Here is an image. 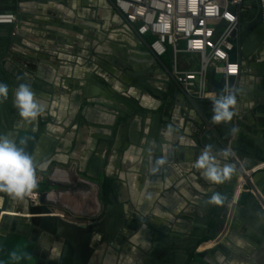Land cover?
<instances>
[{"label":"water","instance_id":"water-1","mask_svg":"<svg viewBox=\"0 0 264 264\" xmlns=\"http://www.w3.org/2000/svg\"><path fill=\"white\" fill-rule=\"evenodd\" d=\"M21 1L10 0L8 3V6L17 9L16 30L14 31L11 25H0L1 28L6 30L5 37L0 44L2 54L9 53L8 51L10 50L14 53L24 54L21 50L20 41L24 35V28H27V20L30 18L26 9L27 7ZM246 3L256 9V19L251 22L242 21L240 26V44L244 60L252 55V50L256 44L260 43L264 46V26L257 18L260 13L258 1L247 0ZM40 4L39 8L41 10H43V6L45 5L48 10L56 11V7L54 6L58 4V1L43 0ZM74 7L73 17L63 16V19H61V26L59 25L61 30L71 32L75 29L73 24L81 25L80 23H74V19L80 20V12L84 6L77 0ZM107 9L108 14L106 18L109 21V38L106 42V52L108 53L101 54L108 58L107 62L109 60L110 65L118 61L121 67H125V76L121 80L118 78L121 74H118V83H116L113 81V78L116 77L115 74L111 70L109 72L106 71L109 76V79L106 81L108 84L105 87L106 93L103 94L106 101L88 97L86 89L81 90L83 96H77L86 105V109H88L87 107H92H90L91 114L89 115V120L87 119L79 123L81 127L77 131L78 134L87 136L88 140L87 144L84 145V139L79 135V140L73 147L74 158L72 160H74V163L72 166L75 169L78 168L80 172H84L89 165L95 166L97 169L96 174L93 173L91 178L99 181L102 176L101 170L105 164V156L108 154L107 146L109 148L113 147L107 172L110 171L109 167H115L120 161L125 166L129 165V171L123 178L130 185V202L135 207V212L127 209L128 213L130 212L127 215V220L129 218L131 221L137 220L140 224L137 228L139 231L141 229H152L157 235V240L164 244L173 243L165 237L167 236V232H170V229L172 232H175V230L183 228L181 223L177 224L175 222V218L188 221L191 229L189 233L191 234L192 230L195 229L197 237L201 240L208 238L206 233L209 229L217 231L222 228L220 234L216 233L214 235L213 241H215V244L212 247L201 251L196 250L197 239L192 238L188 244L194 250L191 253L175 255L173 258L176 256L177 260L187 258L186 264H264V213L259 209L258 201L252 195L244 193L240 196L239 203L235 209L231 210L230 208L231 199L238 186L239 177L244 175V172L239 168L240 164L234 159L233 155L225 158L223 152H220L223 161L234 165L236 169L232 178L226 181L220 188L219 193L224 197L223 203L217 205L216 208H208L205 206L200 207L196 202H191L192 204H190L188 212H184V208H181L172 214H167L158 208L155 211L156 215L153 212V215L157 216V219L148 217L152 213V210H149V202L152 200V196L148 194L149 189L154 181L161 178L160 174L167 167V170L172 169L171 165L173 166L174 156H172L171 151L176 147L171 145V142L165 139L166 136L160 133L161 130L167 131L169 128L166 125L170 123L169 117L167 120L161 118L160 110L168 101L167 98L163 97L161 90L164 88L169 97H176L178 91L172 90L171 85L173 82L170 81L165 70L143 43L123 26V20L114 12L109 4L107 5ZM118 34L122 36L123 40L118 41L116 39ZM233 45L234 50L231 53L230 61H235L237 42L234 41ZM94 53V55L100 56V53H97V51H94ZM1 56L0 54V58ZM53 57L57 59L56 55H53ZM11 58L12 55L8 54V59ZM93 63L96 64V62ZM7 77L10 78V73L6 69L5 63L2 62L0 63V81L9 85V96L13 98L12 83L7 81ZM244 78L247 80L245 85H243ZM262 78H264V52L253 63L246 62L242 65L240 82L235 92L237 104L234 109L237 111L238 102L239 107L241 106L242 109V112L237 111V122L245 126L244 121H246V125L252 130V133L249 134L252 146L250 148L242 146V149L238 150L236 142H233L230 144V147L232 154L236 152L240 156L241 161L245 159L244 157L251 158L250 162L242 161V166L246 171L252 165L264 162V85L261 83ZM149 83L153 85H149ZM96 93L97 90H94V95ZM260 107H262V110ZM191 110L194 112L193 109ZM85 112L88 111L86 110ZM173 115L175 117V111H173ZM161 120L165 122L163 127L159 125ZM117 124L119 125V133L117 142L115 141L113 144L114 129ZM147 126L149 128L146 133L145 128ZM19 128L15 132L17 133L18 140L21 137L27 138V150H31L34 146L33 140L36 138L35 134L26 133L21 131V129L19 130ZM8 131L14 132L15 130L8 122L5 123V126L0 124V133L7 134ZM239 131L242 130L240 129ZM189 145L184 147L189 149L197 148L196 143L194 144L195 146L189 147ZM181 146L183 147V144H179L177 148L179 149ZM226 146L224 144L222 148H226ZM140 157H142L141 161L143 162H140ZM158 160H164L165 163L158 165ZM138 162L142 164L140 167ZM36 164L38 172L45 171L46 168L40 167L37 162ZM191 165L186 166V170H192L193 166ZM138 169H140L139 175L141 176L139 179L143 181L136 183L135 187H133L132 184L135 183L136 178L132 175L135 173L134 170L137 171ZM253 183L264 195V171L253 175ZM136 186L138 187L137 189ZM48 194V192L42 194L41 198L43 202L46 201L45 199ZM0 196L4 198V202L0 207V261L7 264L8 253L13 249H17L26 250L31 254L32 259L27 261L26 264H60V259L56 261V257L53 255L50 259L45 257L49 252H38L40 244L44 242L42 239L33 241L32 237L30 238L23 232L13 229V226L19 227L23 217L25 219L28 217L31 205L24 199L13 200L5 193H0ZM210 197L206 196V199L209 200ZM210 205L214 206L215 204ZM111 206L110 209H112ZM197 207L202 209L201 214L203 217L198 216L195 209ZM118 209L120 208L117 207L115 211H118ZM22 211L25 212L23 216H21L23 214ZM117 216L112 213L106 214L101 227L108 225L109 218H116ZM27 219L29 222V218ZM51 219L57 225L59 231L56 235L58 236H82L87 229L86 225L75 226L67 221L60 220L55 215ZM165 222L168 224L167 226L164 224ZM243 224L249 226L246 236L239 232ZM48 231L52 234L55 233L51 230ZM250 232L256 234L255 239L249 236ZM174 235L171 234L172 238L177 239ZM236 239L241 240L243 245L235 244L234 240ZM48 240H52V235L48 236ZM155 247L157 248V246ZM44 249L46 250L47 248ZM94 253L98 254V252ZM79 260L82 261V258H79ZM94 260H96L95 257L92 258V262Z\"/></svg>","mask_w":264,"mask_h":264},{"label":"crops","instance_id":"crops-1","mask_svg":"<svg viewBox=\"0 0 264 264\" xmlns=\"http://www.w3.org/2000/svg\"><path fill=\"white\" fill-rule=\"evenodd\" d=\"M17 1L20 2L21 0ZM42 1H21L27 7L30 18L26 23L27 28H24L25 36L23 35L20 41L21 50L24 54L14 53L11 50L8 51L9 53L2 54V48H0V54L2 55L0 63H5L6 69L10 73V78L7 77V81L12 83V89L21 82L30 83L37 100L45 106V111L35 121L28 123L18 116L17 110L13 107L12 98L9 96L6 101L0 103V124L5 126V123L8 122L15 130L14 132L8 131V133L12 134L13 138L17 140L18 136L15 132H17L18 127L21 131L35 134L33 148L26 150L40 167L46 168L44 172L37 171V174H43L45 178L42 183H45L46 187L44 192L49 193L45 199L46 201L41 200L39 204L31 206L28 217L26 219L23 217L22 220L28 222L27 218H29L30 222V213L40 204H43L46 207L45 210H47L44 215L49 224L46 227L47 230L59 231L56 230L57 225L51 219L54 215L58 216L60 220L67 221L75 226L86 225L88 228L86 223L81 222L82 220L86 219L94 222L95 220L104 221L106 218L102 201V186L105 177L108 175L106 173L108 164L102 169V176L99 181L91 178L93 174L91 165L86 167L85 172H80L78 168L75 169L72 166L74 163V160H72L74 158L73 147L78 142L80 135L77 132L81 127L79 123L89 120L90 107H92L86 109V105L77 96H83L81 90L86 89L88 97L106 101L103 95L106 93L105 87L108 86L106 81L109 79L106 71L111 70L115 74L114 82L118 83V78L122 80V76H118L117 69L120 65L111 66L109 60L107 62L108 58L101 54L108 53L106 52V42L109 38V21L106 18L108 3L106 0H78L84 7L80 12V20L74 19V23H80L81 25L73 24L75 29L67 32L61 30L59 25L63 16H74L73 10H75L74 5L77 0H57L58 4L54 6L56 11L48 10L45 5L41 10L39 5ZM9 2L10 0H0V13L14 12L17 14V9L8 6ZM5 31L4 28L0 27V44L5 37ZM121 37L118 34L116 39L118 41L123 40ZM94 51L100 53V56L94 55ZM8 54L12 55L11 59H8ZM53 55H56L57 59H54ZM192 61H196V58H192ZM93 62H96V64ZM149 85L153 84L149 83ZM223 89L224 86L220 80L211 77L208 85L209 99L193 104L183 95L180 89H178L176 97H169L166 90L162 88L163 97L171 103L174 102L173 111L176 115L174 117L173 111L171 112V117L169 116L170 123L166 125L169 129L167 131L161 130L160 133L166 136L165 139L169 140L171 145L176 147L174 149L171 147L173 149L171 154L174 156L172 169L167 170V167L160 174L161 178L151 184L148 194L152 196V200L149 202V210L151 209L152 213L148 217L157 219L155 211L158 208L167 214H172L181 208H184V212H188L191 202H196L200 207H217V205L211 206L208 204L206 196H212L213 193L219 192L224 183L214 184L207 181L202 175V170L191 164H194L201 150L209 144L213 146V154L216 155L217 163L220 166L226 164L220 154L223 151L222 145H230L236 142L238 150H241L242 146L247 148L252 146L249 137L252 130L246 125V121H244L245 126L237 122V111L242 112L241 106L238 105L237 111L234 109L236 114L231 122L219 125L212 123L211 96L219 95ZM94 90H97L96 95H94ZM86 110L88 112H85ZM165 113L166 110L162 108L160 110L161 118L167 120L168 116H165ZM164 124L165 122L161 120L159 125L163 127ZM233 126L240 127L239 130L242 131L238 132L239 135L229 134V130ZM148 128L149 126L145 128L146 133ZM118 133L117 131L114 141L117 140ZM80 137L84 139L83 144H87L88 137L85 135H80ZM195 143L197 148L184 147L189 144V147L195 146ZM179 144H183V147L181 146L178 149ZM233 155L240 159L236 152ZM140 158V162H143L141 161L142 157ZM244 158L243 160L246 162L251 160L249 157ZM140 162H138L139 167L142 165ZM189 165L193 166L192 170H186V166ZM124 168L125 166L121 163L111 167L113 173L109 175L118 187L116 192L119 194L117 196L120 201L122 193L130 192V185L123 178L126 174ZM134 172L132 176L136 180L132 184L133 187L136 183L143 181L139 179L141 177L139 175L140 169L134 170ZM46 202L50 206L45 205ZM133 208L135 209L134 206ZM66 211L69 213V218H64L62 214ZM22 212L21 216L25 214L24 211ZM153 212L155 215H153ZM116 213L117 211L114 210L113 214ZM139 216L141 217V215ZM108 220V225H110L115 218L112 217ZM175 222L177 224L181 223L183 228L175 230V232L170 229L167 235L175 234V237L182 238L188 232L186 230L189 227V222L177 218H175ZM133 224L137 226L135 222ZM164 224L168 225L166 222ZM141 230L136 231L138 232L134 235L136 240L131 241L139 247L147 249L150 245L149 231L147 229ZM249 236H252V239L256 238L254 232H250ZM146 241L147 243L144 244ZM234 242L237 245H243L241 240L236 239ZM201 246L205 249L208 248L205 244H201ZM64 249L65 253H47V259H50L53 255L56 257V261L57 259L61 260L62 263L60 262V264H85L88 260L91 263L92 258L95 257L96 260L92 264H106L108 260H112L114 264H117L120 255V252H105V248L98 254L94 252H85V254L83 252H71L70 244L66 245ZM79 258L85 260H82V262Z\"/></svg>","mask_w":264,"mask_h":264},{"label":"built area","instance_id":"built-area-1","mask_svg":"<svg viewBox=\"0 0 264 264\" xmlns=\"http://www.w3.org/2000/svg\"><path fill=\"white\" fill-rule=\"evenodd\" d=\"M132 32L149 50L183 95L193 104L209 99L208 85L213 77H221L224 88L235 92L241 77L242 56L240 26L242 21L256 19V9L247 0H106ZM258 19L264 26V0H257ZM0 25H11L16 30V14L0 13ZM150 39V41H148ZM236 41L235 61H230ZM167 57V67L163 58ZM196 58V61H192ZM227 145L223 150L228 149ZM223 152V151H222ZM233 155V154H232ZM244 172L231 199L233 210L244 193L252 195L264 213V195L253 183V175L264 171V162L245 170L242 161L234 156ZM38 185L44 182L37 174ZM33 192L25 197L31 206L42 200ZM3 204L4 198L0 196Z\"/></svg>","mask_w":264,"mask_h":264},{"label":"flooded vegetation","instance_id":"flooded-vegetation-1","mask_svg":"<svg viewBox=\"0 0 264 264\" xmlns=\"http://www.w3.org/2000/svg\"><path fill=\"white\" fill-rule=\"evenodd\" d=\"M264 52V46L263 44H256L254 49L252 50V55L245 60V63H253L256 61ZM113 65L118 66V61L113 63ZM111 64V66H113ZM124 66V65H123ZM118 73L123 74L121 78H124L125 76V67L118 66ZM128 69V68H126ZM245 78L243 79V85L246 84ZM264 85V78H262V82ZM173 91H178V87L172 83L171 85ZM239 105V102H238ZM163 109L166 110V113L164 114L165 116H170L171 117V112L173 111L174 108V102L171 103L167 101L164 106L162 107ZM161 108V109H162ZM262 110V107H260ZM252 113V112H251ZM167 114V115H166ZM119 125L117 124L115 129H114V137L116 135V132L118 131ZM115 141H113L114 144ZM112 148H109L107 146L108 154L105 156V164L106 165L110 163L109 157L111 154ZM123 164V162H119L118 164ZM117 164V165H118ZM92 173L96 174V167L92 166ZM103 167V168H104ZM102 168V169H103ZM107 172L106 168V173L108 174L103 181V191H102V201L104 203L105 207V213H114V210L119 207L117 213H116V218L113 221L112 224L110 225H104V227H101V224L103 221L98 220L91 222L90 220H82L81 222H84L87 224L88 228L86 232L83 233L82 236L78 235H70L69 237H64V236H58L56 235L57 232L54 234L49 233L46 229L48 227V222L46 221L44 215L47 210L43 204H40L38 207H36L31 213H30V222L28 223L26 220L21 222L19 224V227L17 228L16 226H13V229L18 230L26 234L28 237H32L35 240L42 239V244H40V248L38 252H64V248L66 245L70 244L72 250L71 252H79V253H84L85 252H100L105 248V252H120V255L117 259V264H186L187 258L186 259H176L173 258L175 255H183L177 252V249L179 248H184V247H190L188 242L193 238L197 239V247L200 246L201 244L203 245L206 242H211L213 241L214 235L220 234L222 232V228L219 230L215 231L214 229H209L206 233L208 235V238L205 239H199L196 235V231L192 230L191 234L190 232V227H187L188 229L182 238H172L170 234L165 236L168 238V241H172V244H164L163 242H160L157 240V235L154 233V231L148 230L149 231V241L150 245L147 249H144L142 247H139L138 245L134 244L131 239L132 237L136 234L137 228L139 222L137 220H132L137 224V228H132L129 231V235L122 237L121 235L125 234L126 230V220L128 218V210L135 212L133 205L130 202V194L129 192H125L121 194V201L119 200L116 190H118V187L116 186L115 182L112 181L110 174L113 173L111 170ZM125 172L127 173L129 171V165L125 166ZM85 172V171H84ZM102 172V170H101ZM43 175V174H42ZM43 179L44 175H43ZM114 198V200H113ZM112 205V206H111ZM110 206L112 209H110ZM110 209V210H109ZM198 216H202V209L197 207L195 208ZM64 218H69L66 216L64 213ZM63 217V216H62ZM203 217V216H202ZM196 228V227H195ZM56 226V230H57ZM197 229H199L197 227ZM249 226L243 224L239 232L246 236L248 232ZM58 231V230H57ZM153 231V232H152ZM52 235V240H48V236ZM126 235V234H125ZM157 246V248L155 247ZM44 248H47L46 250ZM176 249V251H175ZM191 253V252H190ZM249 253V252H245ZM83 254V255H84ZM47 258V254L45 256ZM173 259V260H172ZM84 261L85 259L82 258ZM82 261V262H83ZM61 262V260H59ZM81 262V263H82ZM46 264V263H45ZM85 264H90V261H86ZM106 264H114V261L108 260Z\"/></svg>","mask_w":264,"mask_h":264},{"label":"clouds","instance_id":"clouds-1","mask_svg":"<svg viewBox=\"0 0 264 264\" xmlns=\"http://www.w3.org/2000/svg\"><path fill=\"white\" fill-rule=\"evenodd\" d=\"M22 79V78H21ZM9 97V85L0 81V103ZM13 107L18 116L28 123H32L45 111V106L36 98L30 83L21 82L12 90ZM212 116L214 124H227L235 116L234 108L237 104L236 94L232 88L225 87L219 95H212ZM239 128L233 126L230 135H237ZM27 138L19 140L10 133H0V193L7 194L13 200H23L33 195L38 186L37 164L33 156L26 150ZM225 158L232 155V149L223 150ZM158 160L157 164H164ZM194 167L202 170L204 178L214 184H223L230 180L236 169L232 164L220 166L217 157L213 154V146L206 145L194 162ZM221 193H213L208 204L219 205L223 203ZM32 256L26 250L13 249L8 253L7 264H26ZM0 264L5 262L0 261Z\"/></svg>","mask_w":264,"mask_h":264},{"label":"bare ground","instance_id":"bare-ground-1","mask_svg":"<svg viewBox=\"0 0 264 264\" xmlns=\"http://www.w3.org/2000/svg\"><path fill=\"white\" fill-rule=\"evenodd\" d=\"M134 227H136L137 228V226H135L134 224H133V222L130 220V218L126 221V230H125V234L124 235H121L122 237H124V236H127V235H129V232H128V230L130 229H132V228H134ZM140 231H142V230H140ZM132 241L133 240H136V236H134V237H132V239H131ZM143 243V242H142ZM147 243V241L144 243V244H146ZM208 248H210V247H212L214 244H215V241H211V242H206V243H204ZM205 248L203 247V246H198L197 248H196V250H204ZM194 249H192L191 247H186V248H179V249H177V252H182V254H186V253H190V252H192ZM175 251H176V249H175Z\"/></svg>","mask_w":264,"mask_h":264},{"label":"rangeland","instance_id":"rangeland-1","mask_svg":"<svg viewBox=\"0 0 264 264\" xmlns=\"http://www.w3.org/2000/svg\"><path fill=\"white\" fill-rule=\"evenodd\" d=\"M148 41H150V39H148ZM163 62H164V64H165L167 67L170 66V62H169V59H168L167 57L163 58ZM216 78H217L218 80L221 79V77H219V76H217ZM45 189H46V187H45V183H44V184L38 185L37 188H36L34 191L42 194V193L45 191ZM55 200L57 201V199H55ZM45 205L50 206V204L47 203V202H46ZM58 209H59V208H58ZM59 210H60V209H59ZM59 210H58V211H59ZM64 214H65L66 216H69L68 211H66Z\"/></svg>","mask_w":264,"mask_h":264}]
</instances>
